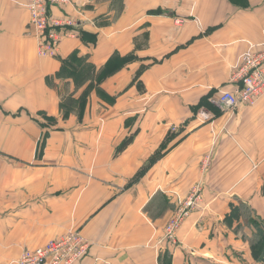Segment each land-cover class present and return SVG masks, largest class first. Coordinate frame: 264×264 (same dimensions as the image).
Segmentation results:
<instances>
[{
  "label": "crops",
  "instance_id": "crops-1",
  "mask_svg": "<svg viewBox=\"0 0 264 264\" xmlns=\"http://www.w3.org/2000/svg\"><path fill=\"white\" fill-rule=\"evenodd\" d=\"M71 2L50 8L64 35L50 59L27 0H0V264L68 232L91 243L77 264H258L254 228L228 217L242 204L264 222V97L233 113L216 98L264 44V0ZM208 159L172 246L166 226Z\"/></svg>",
  "mask_w": 264,
  "mask_h": 264
},
{
  "label": "built area",
  "instance_id": "built-area-1",
  "mask_svg": "<svg viewBox=\"0 0 264 264\" xmlns=\"http://www.w3.org/2000/svg\"><path fill=\"white\" fill-rule=\"evenodd\" d=\"M71 0H27L29 25L37 41V53L41 58H56L64 35L54 28L50 8L71 6ZM68 21L64 25H72ZM258 51L243 54L233 72L231 91H221L216 98L219 107L226 112H236L241 106H254L264 97V44ZM202 203L200 191H196L177 210L169 221L165 241L179 245L178 232L191 214ZM91 243L79 232H68L58 240L33 251H25L16 264H77L89 252Z\"/></svg>",
  "mask_w": 264,
  "mask_h": 264
},
{
  "label": "trees",
  "instance_id": "trees-1",
  "mask_svg": "<svg viewBox=\"0 0 264 264\" xmlns=\"http://www.w3.org/2000/svg\"><path fill=\"white\" fill-rule=\"evenodd\" d=\"M109 66L110 64L108 65V67ZM130 142V139L126 141L121 146L120 150H124ZM237 211H239L240 214L238 213L234 216L230 215L228 217V223L232 225L233 219L236 218L237 221L246 220L248 225L254 228L255 231L249 238L252 256L255 262H257L258 264H264V222L254 219L251 209H249L246 205L240 204L235 209L233 208V213Z\"/></svg>",
  "mask_w": 264,
  "mask_h": 264
},
{
  "label": "rangeland",
  "instance_id": "rangeland-1",
  "mask_svg": "<svg viewBox=\"0 0 264 264\" xmlns=\"http://www.w3.org/2000/svg\"><path fill=\"white\" fill-rule=\"evenodd\" d=\"M235 69V68H234ZM211 99V98H210ZM231 116H233V114L231 115ZM213 121V120H212ZM184 128V126H176L175 128H172L171 130H170V134H169V137H168V141H172V138L178 133V132H180L182 129ZM169 143H171V142H169ZM212 144H213V142H210V147H212ZM208 149V148H207ZM209 150V149H208ZM210 152V151H209ZM209 158V157H208ZM210 166H211V160L210 159H208L207 161H202L201 162V165H200V167H199V173H198V175H197V179H196V181H195V183H194V185H193V187L190 189V191H189V194L187 195V196H185V197H183L184 199L183 200H181L180 198H178V202H181L178 206H177V208L175 209V211L173 212V214H172V216H171V218L174 216V214L177 212V210L183 205V203L190 197V196H192L197 190L198 191H200V194L202 195V193H203V191H204V188H205V186H206V183H207V173H209V170H210ZM263 192H264V188H263ZM236 203H237V201H236ZM202 204V203H201ZM237 207V205H235V204H232L231 206H230V209H231V213H230V215L231 216H234L235 214H238L239 213V211H237V212H234L233 213V208L235 209ZM240 214V213H239ZM171 218H170V220H171ZM169 220V221H170ZM236 222H238L237 220H236V218H234L233 219V225H235V223ZM168 224H169V222H168ZM168 224H167V226H168ZM167 226H166V229H167ZM166 229H165V233H166ZM238 229H240V227H238L237 228V230ZM80 233V232H79ZM81 234V233H80ZM251 236V235H250ZM250 245V244H249ZM250 253H251V256H252V252H251V248H250ZM237 256V258H239V259H242L241 258V255H236ZM252 258H253V256H252Z\"/></svg>",
  "mask_w": 264,
  "mask_h": 264
}]
</instances>
